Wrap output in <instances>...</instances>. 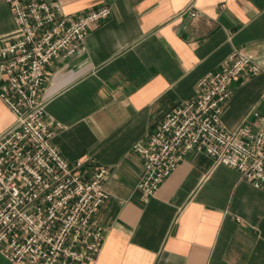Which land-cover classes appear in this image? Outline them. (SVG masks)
I'll use <instances>...</instances> for the list:
<instances>
[{"label": "crops", "instance_id": "0c3cea01", "mask_svg": "<svg viewBox=\"0 0 264 264\" xmlns=\"http://www.w3.org/2000/svg\"><path fill=\"white\" fill-rule=\"evenodd\" d=\"M68 15L109 6L86 51L47 67L46 116L53 141L74 163L111 171L98 212L107 236L95 263L264 264V191L204 153H191L153 196L137 189L143 157L133 151L198 82L234 51L260 59L224 105L228 131L264 126V0H60ZM198 12V16H191ZM17 27L0 0V45ZM258 114L259 117H255ZM16 116L0 97V135ZM0 264L12 263L0 251Z\"/></svg>", "mask_w": 264, "mask_h": 264}, {"label": "built area", "instance_id": "2783aa9c", "mask_svg": "<svg viewBox=\"0 0 264 264\" xmlns=\"http://www.w3.org/2000/svg\"><path fill=\"white\" fill-rule=\"evenodd\" d=\"M4 1L17 27L0 45V97L16 120L0 135V251L16 264L95 263L107 236L97 215L109 199L111 171L87 174V159L72 163L61 154L53 141L61 126L46 116L43 95L49 64L85 52L87 33L112 10L105 5L73 16L60 0ZM226 60L198 82L196 97L133 146L144 161L137 189L145 196L194 152L237 169L264 191V126L228 131L221 120L238 81L259 75L262 64L244 49Z\"/></svg>", "mask_w": 264, "mask_h": 264}]
</instances>
